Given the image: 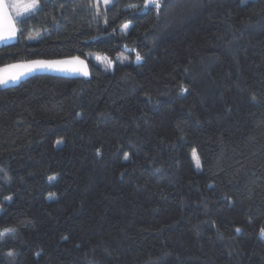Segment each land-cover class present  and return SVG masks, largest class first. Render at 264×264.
I'll use <instances>...</instances> for the list:
<instances>
[{
	"label": "trees",
	"instance_id": "obj_1",
	"mask_svg": "<svg viewBox=\"0 0 264 264\" xmlns=\"http://www.w3.org/2000/svg\"><path fill=\"white\" fill-rule=\"evenodd\" d=\"M37 2L0 68L90 76L0 85V264H264V0Z\"/></svg>",
	"mask_w": 264,
	"mask_h": 264
},
{
	"label": "snow or ice",
	"instance_id": "obj_2",
	"mask_svg": "<svg viewBox=\"0 0 264 264\" xmlns=\"http://www.w3.org/2000/svg\"><path fill=\"white\" fill-rule=\"evenodd\" d=\"M151 4H153L157 9L160 8V4L158 0H150ZM105 3H108V0H105ZM37 7V0H31V3L26 5H20L19 3L11 2L10 4H5L4 0H0V15L4 17V19L7 21V27L0 29V40H8L16 36L17 28L14 26L13 23V17L10 14V10L14 11L16 16H20L21 12L27 13L31 9H35ZM124 28L127 29L128 25L125 24ZM142 57L139 53L136 55V60L140 61ZM73 60L78 63L79 65L83 67L79 68H73V71H80L84 76H87L89 73L87 71V67L84 65V61L80 60L79 57H74ZM69 61H42V60H36V61H29L26 63L21 64H15V65H9L6 66L7 68H19L24 69L26 71L32 70L34 67H53L57 64H67ZM111 63V62H109ZM2 71V70H0ZM24 71H18V72H4V74H0V85H7L9 81L15 82L17 81L20 76L24 75ZM193 158L196 162V166H200L199 158L196 154V150L193 149ZM127 155H125V159H127ZM50 180L55 179L54 177H50ZM8 199H11L10 197ZM237 231H240V229H237ZM15 229L7 228L4 229L2 232H0V236H3L7 233H14ZM261 235L264 236V229L261 230ZM9 256L13 255L12 252L8 253Z\"/></svg>",
	"mask_w": 264,
	"mask_h": 264
},
{
	"label": "rangeland",
	"instance_id": "obj_3",
	"mask_svg": "<svg viewBox=\"0 0 264 264\" xmlns=\"http://www.w3.org/2000/svg\"><path fill=\"white\" fill-rule=\"evenodd\" d=\"M10 1V3L11 2H13V0H9ZM15 2H17V3H19L20 5H26V4H29V3H31V0H15ZM113 2V0H108V3H105V0H96V4H97V6L98 7H100V6H103V7H107V6H109L111 3ZM149 5H152L151 4V2H150V0H147V2H146V6H149ZM39 8V4H38V2H37V9ZM32 10V9H31ZM30 10V11H31ZM30 11H28L27 13H29ZM14 12V11H13ZM35 12V11H34ZM33 13V12H32ZM32 13H29V14H27L26 16H28V15H30V14H32ZM14 14H15V12H14ZM23 14H26V13H24V12H21V15H23ZM17 17H19V16H17ZM22 18V17H21ZM21 18H18V19H21ZM40 35H34V37L33 38H38ZM80 60H82V61H84V62H86L85 60H83V59H81V58H79ZM95 60H96V62L98 63V64H100L101 66H103L104 68H106V67H113L114 66V64H115V62H111V61H109V60H107V57L106 56H103V55H97L96 57H95ZM69 61V63H67V64H57V65H55V66H53V67H34V68H32V70H30L29 72H31V71H33V70H37V71H48V70H50V69H52V70H54V71H56V72H60V73H65V74H67V75H71V76H84L83 74H82V72H80V71H73L72 69L73 68H79V67H83V66H81V65H79L78 63H76L74 60H73V58H71L70 60H68ZM109 62H111V63H109ZM85 64V63H84ZM86 65H87V62H86ZM87 67V66H86ZM87 71H88V69H87ZM41 73V72H40ZM43 73H48V72H43ZM195 161V160H194ZM195 165H196V162H195ZM200 167H201V165L199 166V167H197L196 166V168L197 169H200Z\"/></svg>",
	"mask_w": 264,
	"mask_h": 264
},
{
	"label": "crops",
	"instance_id": "obj_4",
	"mask_svg": "<svg viewBox=\"0 0 264 264\" xmlns=\"http://www.w3.org/2000/svg\"><path fill=\"white\" fill-rule=\"evenodd\" d=\"M4 3H5V4H10V1H9V0H4ZM36 10H37V7H36L35 9H32L29 13H32V12H34V11H36ZM29 13H26V14H23V15H20L19 17H17L16 14H14V12L10 10V14H11L12 17H13V23H14V26L17 28V33H16V36L13 37V38H11V39H8V40H0V46L3 45V44L12 43V42H14V41L17 40L18 35H19V29H18V27H17L16 22H17L18 18L24 17V16H26V15L29 14ZM6 27H7V21L4 19V17H3L2 15H0V29L6 28ZM70 59H71V58H70ZM70 59L50 60V61H57V62H58V61H68V60H70ZM42 61H49V60H42ZM28 62H29V61H28ZM21 63H26V62H21ZM21 63H15V64H21ZM84 63H85L84 65L87 66L88 73H89V74H88L87 76H85V77H89V76H90V70H89L88 64L86 65V62H84ZM15 64H11V65H15ZM7 66H9V65H7ZM0 70H2V71H0V74H4V72H18V71H24V73H25L24 75L20 76V78H19L17 81H15V82L9 81L7 85H1V87H3V88H6V87H9V86H12V85H16V84H18L20 81H22L23 79H25V78H27V77L33 75V74L40 73V72H41V73H43V72H48V73H52V74H56V75L71 76V75H67V74H65V73L56 72V71H54V70H52V69H50V70H48V71H37V70H33V71L29 72V71H26V70H24V69H19V68H7L6 66H4V67L0 68Z\"/></svg>",
	"mask_w": 264,
	"mask_h": 264
}]
</instances>
